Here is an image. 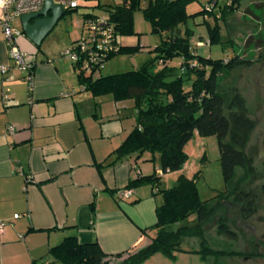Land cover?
Instances as JSON below:
<instances>
[{"label": "crops", "instance_id": "crops-1", "mask_svg": "<svg viewBox=\"0 0 264 264\" xmlns=\"http://www.w3.org/2000/svg\"><path fill=\"white\" fill-rule=\"evenodd\" d=\"M51 38L38 47L24 35L16 39L31 65L29 87L0 28V264H49L48 250L67 236L97 244L118 262L115 255L143 248L155 223L159 204L149 186L118 196L129 180L151 174L138 163L149 162V154L110 164L134 127L132 101L92 97L62 55L68 46ZM188 251L144 264H206Z\"/></svg>", "mask_w": 264, "mask_h": 264}, {"label": "trees", "instance_id": "trees-1", "mask_svg": "<svg viewBox=\"0 0 264 264\" xmlns=\"http://www.w3.org/2000/svg\"><path fill=\"white\" fill-rule=\"evenodd\" d=\"M195 1L120 0L119 3L101 7L107 12L105 16L83 15L84 28L88 19L103 18L105 26L111 30L116 50L102 60L101 64L104 65L116 55L137 52L135 48L121 47L118 37L134 33V15L140 12L142 19L150 24L151 32L163 35L153 49L158 64L162 66L160 71L152 73L150 61L138 70L122 74L103 76L100 74L102 68L94 77L81 71L78 65L73 66L78 85L92 97L110 96L115 102L132 101L134 127L109 155L114 156L111 165L124 157L135 154L139 158L144 153L149 154V161L152 162L155 154H158L160 174L178 172L186 160L183 150L186 143L195 136H212L217 141L223 181L229 185L235 179L236 169L252 171L251 159L245 155L244 148L255 123L249 118L244 101L237 93L230 99L219 94L217 78L224 71L249 67L252 63L237 55L225 61L212 60L195 51L189 43L190 31L186 29L181 34L179 26L198 13L204 16L210 14L216 21L221 20V13L225 11V8L222 9L220 16L204 10L188 14L187 6ZM232 1L233 6L238 4L237 0ZM76 9L66 10L63 17ZM208 32L209 43L218 42L217 23L212 29L208 28ZM175 58L180 59L177 75L173 68L167 67V63ZM197 175L191 179L180 175L176 184L165 190H156L161 175L155 173L136 176L128 181L125 190L149 186L154 196L159 194L161 197V203L155 209V223L148 229L155 230L156 234L147 247L126 252L124 259L111 262L110 256L104 254L97 244H80L75 236H67L48 250L49 264H144L157 255L173 261L177 253L184 251L181 241L190 228L185 225L175 229L172 227L191 217L195 219L197 227L207 220L213 208L209 201H200L197 196ZM231 195L241 205L244 218L254 214V197L250 192H222L217 196L215 205L223 203ZM219 228L221 234L232 238L226 228L222 225ZM188 252L199 255L203 260L228 255L207 247ZM122 256L115 255L114 258L121 259Z\"/></svg>", "mask_w": 264, "mask_h": 264}, {"label": "rangeland", "instance_id": "rangeland-1", "mask_svg": "<svg viewBox=\"0 0 264 264\" xmlns=\"http://www.w3.org/2000/svg\"><path fill=\"white\" fill-rule=\"evenodd\" d=\"M237 1L238 4L233 6L232 0H197L187 6L188 14L204 10L220 16V11L225 8L221 13L222 19L216 21L210 14L204 16L198 13L188 19L184 25L179 26V30L181 34L186 29L190 31V45L204 57L225 61L237 55L252 63L249 67L224 71L217 78L219 94L230 99L237 93L244 101L249 118L255 123V128L244 148L245 155L251 159L252 171L236 169L234 181L225 185L217 141L212 136L203 138L195 136L186 143L183 149L186 160L178 172L160 174L158 154H155L152 162L138 161L140 165L147 166L151 174L161 175L156 190L171 188L180 175L191 179L198 173L195 179L196 193L200 201H209L213 206L210 215L197 227L195 219L191 217L185 222L176 224L172 229L183 225L189 226V232L181 241V248L184 250L198 251L202 247H207L228 254L218 258L207 257L204 259L206 264H264V0ZM119 2L120 0H77L76 11L61 18L48 37H52L51 40L56 46L63 43L70 48L72 41H82L86 38L87 32L82 20L84 14L105 16L107 12L101 7ZM216 23L219 40L209 43L208 28L212 29ZM13 25L19 27V21L16 20ZM162 38L163 35L152 33L150 24L142 19L140 12H136L134 33L118 37V44L121 47L135 48L137 52L112 57L104 64L100 74L108 76L138 70L150 61H152L151 72L160 71L162 66L158 64L157 54L153 49ZM49 39L47 38L46 41ZM199 41L201 45L197 44ZM179 64L180 59L175 58L167 63V67L173 68L174 74L177 75ZM144 155L147 156V153ZM233 190L252 194L255 207L253 215L244 218L241 205L234 201L232 195L223 203L215 205L220 193H232ZM152 201L156 205L160 204V195H155ZM221 225L232 234V238L220 233ZM155 234L156 231L152 229L145 238L147 243L143 248L151 243Z\"/></svg>", "mask_w": 264, "mask_h": 264}, {"label": "built area", "instance_id": "built-area-1", "mask_svg": "<svg viewBox=\"0 0 264 264\" xmlns=\"http://www.w3.org/2000/svg\"><path fill=\"white\" fill-rule=\"evenodd\" d=\"M44 0H0V28L7 47L8 55L13 66L25 73V81L31 87V65L27 57L17 45L16 39L22 35L20 29L13 24L16 20L26 14L36 13L43 6ZM62 9L70 10L78 7L77 0H53ZM86 38L63 51L62 55L67 57L72 64L78 65L86 74L98 75L99 69L103 68L102 60L108 53L116 50L110 28L105 26L103 18L88 19L85 23ZM198 45H201L198 44ZM0 72L5 74V67H0ZM12 131V129H10ZM129 190L118 193L120 198H128ZM17 218V216H16ZM3 224L0 223V234Z\"/></svg>", "mask_w": 264, "mask_h": 264}, {"label": "water", "instance_id": "water-1", "mask_svg": "<svg viewBox=\"0 0 264 264\" xmlns=\"http://www.w3.org/2000/svg\"><path fill=\"white\" fill-rule=\"evenodd\" d=\"M63 14L64 10L60 5L55 4L53 0H44L38 12L20 17L21 33L31 44L38 47Z\"/></svg>", "mask_w": 264, "mask_h": 264}]
</instances>
